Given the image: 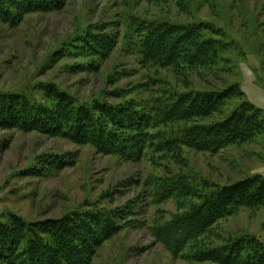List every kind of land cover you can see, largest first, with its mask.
<instances>
[{"label": "rangeland", "instance_id": "rangeland-1", "mask_svg": "<svg viewBox=\"0 0 264 264\" xmlns=\"http://www.w3.org/2000/svg\"><path fill=\"white\" fill-rule=\"evenodd\" d=\"M56 5L0 18V95L22 93L52 107L55 102L43 88L54 86L82 105L127 101L142 106L163 90L235 86L237 94L205 123L220 121L243 104L258 110L264 121V0H57ZM131 17L208 23L213 33L205 37L225 49L222 63L193 70L143 66L131 43ZM82 37L86 40L81 42ZM92 39L99 42V53L86 43ZM6 125L0 126V223L9 215L35 222L85 211L124 217L89 264H214L173 256L152 236L151 226L183 211L175 199L156 201V178L187 173L218 188L256 176L264 179V132L215 154L183 149L162 160L133 161L58 135ZM242 236L264 242V207L240 209L215 224L204 239L214 246Z\"/></svg>", "mask_w": 264, "mask_h": 264}, {"label": "trees", "instance_id": "trees-1", "mask_svg": "<svg viewBox=\"0 0 264 264\" xmlns=\"http://www.w3.org/2000/svg\"><path fill=\"white\" fill-rule=\"evenodd\" d=\"M137 1L151 4L181 0ZM56 3L57 0H0V18L54 10ZM140 20L131 17L130 30L131 43L143 66L193 70L211 69L222 63L225 49L216 39L205 37V33H213L208 23ZM85 40L82 37L81 42ZM86 43L98 52L97 40ZM43 89L54 100L52 107L22 93L0 95V126L6 125L4 120L8 119V127L58 135L86 143L100 153L133 161L142 157L162 160L183 149L215 154L264 132L258 110L247 104L220 121L205 123L206 118L220 114L226 101L237 94L235 86L221 91L163 90L142 106L127 101L119 105H82L57 87ZM156 180L157 202L175 199L183 206V211L168 222L150 228L155 240L173 256L185 255L196 263L264 264V242L254 237L232 238L214 246L204 239L215 224L240 209L264 207L263 178H247L221 188L187 173L167 174ZM124 220L102 211L75 212L57 220L35 222L9 215L6 222L0 223V264H89L96 248L113 236Z\"/></svg>", "mask_w": 264, "mask_h": 264}]
</instances>
